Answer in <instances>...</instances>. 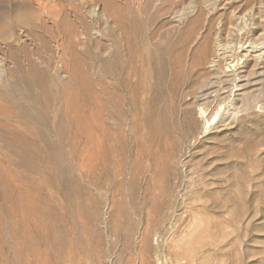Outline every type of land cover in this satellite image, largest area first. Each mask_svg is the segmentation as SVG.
Here are the masks:
<instances>
[{"label":"rangeland","instance_id":"rangeland-1","mask_svg":"<svg viewBox=\"0 0 264 264\" xmlns=\"http://www.w3.org/2000/svg\"><path fill=\"white\" fill-rule=\"evenodd\" d=\"M235 11L263 42L264 0H0V264H264V55L206 65Z\"/></svg>","mask_w":264,"mask_h":264},{"label":"bare ground","instance_id":"bare-ground-1","mask_svg":"<svg viewBox=\"0 0 264 264\" xmlns=\"http://www.w3.org/2000/svg\"><path fill=\"white\" fill-rule=\"evenodd\" d=\"M217 1V0H216ZM209 3V2H208ZM207 3V4H208ZM216 5V4H215ZM206 6V5H205ZM213 8V7H212ZM252 10V9H251ZM186 11V10H185ZM243 11V10H242ZM180 12H182V10L180 11ZM187 12V11H186ZM236 12L237 11H235V13L232 15L231 14V19L229 18V25H227L228 27L226 28V29H223L222 27H219V28H217L216 30H215V32H214V40H213V46H212V48L210 49V53H209V59L206 61V65H207V68L209 69V71L211 72V75L212 76H214V78L216 79V80H218V81H221V82H225V83H232V87H234L235 89H236V91H238V90H242V84H239V83H237V81L238 80H240V79H242V78H244L243 76H242V78H241V76L238 74L239 72H237V67L240 65L239 63H241V62H239L238 60H242V59H249V60H253V61H259L260 59H262L263 60V58H262V56L264 55V36H262V33H261V36H262V40H263V42H257L256 40H255V42L253 41V39L251 38V37H253V36H251L250 35V38L252 39H250V40H248L249 39V37H248V41H250V42H248L247 40H246V42H244L245 41V39L242 37H240L242 34L244 35V36H246V35H248V34H252L255 30L253 29V27H249V26H247L246 25V23H245V25L248 27V29H245V27H240L241 25H240V22H241V20L243 19L242 17H244V16H240V17H238L237 16V14H236ZM248 12H250V11H248ZM189 13V12H188ZM187 13V14H188ZM184 13H182V16H184V15H186V13L183 15ZM240 14V13H239ZM242 14V13H241ZM180 15H181V13H180ZM191 15V14H190ZM200 15H201V12H200ZM243 15H244V13H243ZM248 15V14H247ZM251 15H254V14H251ZM118 16V15H117ZM178 16V18L177 19H182L183 17H180L179 18V15H177ZM120 17V16H119ZM129 17V16H128ZM186 16H184V18H185ZM197 18V17H196ZM245 18V17H244ZM247 18V17H246ZM250 18H251V16H250ZM186 19V18H185ZM189 19V18H188ZM248 19V18H247ZM252 19H254V18H252ZM260 19H262V17H260ZM184 20V19H183ZM196 20H201V18L199 19H196ZM249 20H251V19H249ZM255 20V19H254ZM128 21V20H127ZM188 21V20H187ZM193 21H195V20H193ZM192 21V23H194ZM243 21V23H244V21H247V20H242ZM261 21V20H260ZM176 22H177V20H176ZM255 22H257L256 20H255ZM259 22V21H258ZM262 22V21H261ZM181 23V22H180ZM184 23V22H183ZM190 23V22H189ZM195 23H197V24H200L201 25V21L198 23V22H196L195 21ZM252 23V22H251ZM260 23V22H259ZM248 24V23H247ZM254 24V23H253ZM196 24H194V26H195ZM252 25V24H251ZM250 25V26H251ZM256 25V24H255ZM261 25V24H260ZM192 26V25H191ZM252 26H254V25H252ZM246 27V28H247ZM263 27V26H262ZM254 28H255V26H254ZM264 28V27H263ZM191 30H193V28L191 29ZM263 30V29H262ZM257 32V31H256ZM197 34H198V32H197ZM197 34L195 35L194 34V37L196 38V36H197ZM256 35V34H255ZM240 37L239 39H244V41H243V43H241L240 44V41H236L235 42V39H236V37ZM261 36H259L260 37V39H261ZM256 39V38H255ZM185 40V39H184ZM183 40V41H184ZM209 40H210V33H206V34H201V32L198 34V38H196V42H197V44H198V47L197 48H195V50H196V52L198 53V56H196V57H198L199 59H200V57H201V49H202V51H203V53H207L208 51H207V48H208V42H209ZM182 41V42H183ZM251 41H253V42H251ZM186 42V41H185ZM184 42V43H185ZM242 42V41H241ZM257 42V43H256ZM175 49V48H174ZM197 53H196V55H197ZM194 60H195V58H194ZM237 61L239 62V63H237ZM243 61V60H242ZM252 61V63H254ZM195 62H197L196 60H195ZM234 62H236L235 64H234ZM244 62V61H243ZM246 62V61H245ZM261 62H263V61H261ZM233 63V64H232ZM257 63H259V62H257ZM239 64V65H238ZM245 64V63H244ZM243 64V65H244ZM261 64V63H260ZM235 65H238V66H236V68H235ZM242 65V66H243ZM254 65V64H253ZM255 65H256V63H255ZM254 65V66H255ZM224 67H225V69H224ZM252 68H253V66H252ZM252 68H251V71H253L252 70ZM34 69H36V68H33L32 70H34ZM31 70V69H30ZM37 70V69H36ZM241 70V69H240ZM249 71V70H248ZM30 72H32V71H30ZM237 72V73H236ZM241 72H243V71H241ZM240 72V73H241ZM37 73V74H36ZM42 73V72H41ZM251 73V72H250ZM249 73V74H250ZM35 74L36 75H39L38 74V72L37 71H35ZM34 74V76H36ZM43 74V73H42ZM244 74V73H243ZM252 74V73H251ZM40 76V75H39ZM43 76H44V74H43ZM40 77H42V76H40ZM245 78H248V76L246 77L245 76ZM242 81V80H241ZM247 81V80H246ZM214 82H212V84H213ZM211 84V83H210ZM233 84H234V86H233ZM245 84H246V82H245ZM246 86V85H245ZM244 86V87H245ZM209 87V86H208ZM201 89V88H200ZM210 92H215V90L213 89V88H210L209 90H207L205 93H201V95L198 97L199 98V101H201V99H207L209 96H210ZM197 93V92H196ZM25 97V96H24ZM205 101V100H204ZM206 102V101H205ZM204 103V102H203ZM22 108V107H21ZM23 111H25V110H23ZM37 111V110H36ZM28 113V112H27ZM29 115V114H28ZM32 115V114H31ZM218 116V115H217ZM26 118H27V115H26ZM28 119V118H27ZM34 119V118H33ZM33 119H31L32 121H33ZM30 120V121H31ZM34 122V121H33ZM209 123V122H208ZM95 126V125H94ZM40 127V126H39ZM33 132H31V134H32ZM41 133V132H40ZM37 134V133H36ZM204 136V135H203ZM96 142V141H95ZM93 159V158H92ZM198 231V230H197ZM59 233V232H58ZM144 234V233H143ZM195 234V233H194ZM142 235V234H141ZM146 235V234H145ZM143 240H145V236H144V238H143Z\"/></svg>","mask_w":264,"mask_h":264}]
</instances>
